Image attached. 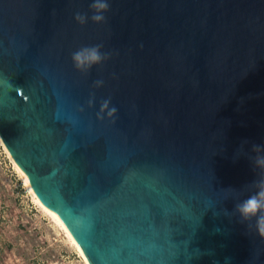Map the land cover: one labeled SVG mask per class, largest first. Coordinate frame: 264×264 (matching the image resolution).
<instances>
[{
  "label": "water",
  "instance_id": "water-1",
  "mask_svg": "<svg viewBox=\"0 0 264 264\" xmlns=\"http://www.w3.org/2000/svg\"><path fill=\"white\" fill-rule=\"evenodd\" d=\"M91 3L0 0V142L35 198L91 264H264L235 212L261 171L264 0H109L104 23Z\"/></svg>",
  "mask_w": 264,
  "mask_h": 264
},
{
  "label": "rangeland",
  "instance_id": "rangeland-1",
  "mask_svg": "<svg viewBox=\"0 0 264 264\" xmlns=\"http://www.w3.org/2000/svg\"><path fill=\"white\" fill-rule=\"evenodd\" d=\"M0 264H89L35 201L1 142Z\"/></svg>",
  "mask_w": 264,
  "mask_h": 264
},
{
  "label": "clouds",
  "instance_id": "clouds-1",
  "mask_svg": "<svg viewBox=\"0 0 264 264\" xmlns=\"http://www.w3.org/2000/svg\"><path fill=\"white\" fill-rule=\"evenodd\" d=\"M90 9L93 14L90 19L95 23H104L107 20L105 15L106 12L110 11L109 0H92L90 4ZM74 19L80 24L85 25L88 23L89 16L87 13L76 12ZM103 44H96L92 46H81L77 50L71 53V59L73 61V66L79 72L87 75L93 66L103 65V63L109 60L112 56L110 52L101 51ZM115 76V74H113ZM104 85L103 79H97L93 82L94 88H99ZM88 106L92 107L95 104V93H92L89 100ZM111 105V98L104 99L101 101V107L99 112H97V117L100 120L105 119V114L107 118L115 122V117L118 109ZM83 110V108L81 109ZM248 141H242L237 153L233 159H238L240 155L244 153V145ZM252 150L257 154L254 157V163L260 171V178L254 181V187L257 189L252 195L239 202L235 206V212H238L243 221H250L252 218H256V230L261 237H264V145L254 144ZM232 213L227 209H224V215L229 216ZM218 215V213L216 214ZM251 227V225H249Z\"/></svg>",
  "mask_w": 264,
  "mask_h": 264
},
{
  "label": "bare ground",
  "instance_id": "bare-ground-1",
  "mask_svg": "<svg viewBox=\"0 0 264 264\" xmlns=\"http://www.w3.org/2000/svg\"><path fill=\"white\" fill-rule=\"evenodd\" d=\"M16 167V166H15ZM16 169L18 170V168L16 167ZM18 172L20 173V171L18 170ZM20 176L22 177L24 183L26 184L27 188L29 189L30 193L32 194L33 198L35 199V201L45 210L47 211L56 221V223L66 232V234L70 237V239L72 240V242L74 243V245L80 250L81 254L83 255V257L86 259V261L91 264L89 262V260L86 258V256L84 255L83 251L81 250V248L79 247V245L77 244V242L75 241V239L73 238V236L71 235L70 231L68 230V228L66 227V225L64 224L63 221H61L57 216H55L54 214H52L51 212H49L46 208H44L39 201L35 198L34 194L32 193L25 177L20 173Z\"/></svg>",
  "mask_w": 264,
  "mask_h": 264
}]
</instances>
